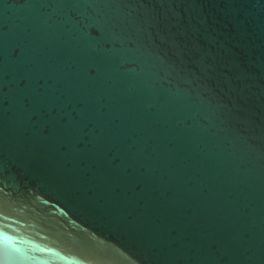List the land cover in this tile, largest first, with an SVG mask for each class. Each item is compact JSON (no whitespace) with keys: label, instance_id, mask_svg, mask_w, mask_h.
<instances>
[{"label":"water","instance_id":"95a60500","mask_svg":"<svg viewBox=\"0 0 264 264\" xmlns=\"http://www.w3.org/2000/svg\"><path fill=\"white\" fill-rule=\"evenodd\" d=\"M0 264H264V0H0Z\"/></svg>","mask_w":264,"mask_h":264}]
</instances>
